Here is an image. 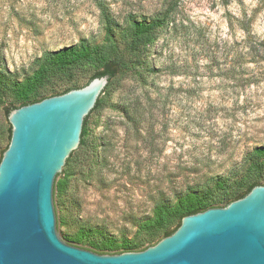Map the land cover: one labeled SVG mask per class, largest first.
Instances as JSON below:
<instances>
[{
	"label": "rangeland",
	"instance_id": "obj_1",
	"mask_svg": "<svg viewBox=\"0 0 264 264\" xmlns=\"http://www.w3.org/2000/svg\"><path fill=\"white\" fill-rule=\"evenodd\" d=\"M107 3L127 57V15L150 20L170 4L175 11L144 67L118 75L105 108L91 116L97 158L71 178L77 207L59 203L64 239L76 235L78 221L118 241L137 239L157 202L175 203L181 193L215 188L225 177L233 183L245 173L246 155L264 145V0ZM81 42L107 43L96 0H0V67L9 78L22 80L45 52ZM94 69L85 65L76 76L85 82ZM14 101L7 89L0 159L10 141L5 109Z\"/></svg>",
	"mask_w": 264,
	"mask_h": 264
},
{
	"label": "water",
	"instance_id": "obj_2",
	"mask_svg": "<svg viewBox=\"0 0 264 264\" xmlns=\"http://www.w3.org/2000/svg\"><path fill=\"white\" fill-rule=\"evenodd\" d=\"M109 75L13 108L0 160V264H264V184L185 215L142 250L100 253L62 238L55 184Z\"/></svg>",
	"mask_w": 264,
	"mask_h": 264
},
{
	"label": "trees",
	"instance_id": "obj_3",
	"mask_svg": "<svg viewBox=\"0 0 264 264\" xmlns=\"http://www.w3.org/2000/svg\"><path fill=\"white\" fill-rule=\"evenodd\" d=\"M96 4L100 21L105 28L106 44L92 46L81 42L45 52L39 58L38 66L33 73L22 80L9 78L7 72L0 67V107L7 89L13 91L15 99V104L5 109L7 116L13 108L64 93L72 88L82 87L96 76L109 75V82L99 96L95 107L85 117L79 147L67 158L63 171L56 180L55 190L58 193L59 203L69 210H74L78 202L76 197L69 195V185L76 167L85 166L90 160L97 158V146L90 138L92 114H97L105 108L118 75L144 67L149 47L175 11V6L170 4L150 20L135 18L132 13L127 15V29L131 35L128 43L131 57H127L119 51L115 41V34L121 28L120 22L112 13L107 0H96ZM85 65L95 69L85 82H81L76 76V71ZM8 132L10 138L11 127L8 128ZM244 163L247 165L244 175L233 183H229L230 177H225L216 182L215 188L203 187L181 193L177 196L175 203L166 199L157 202L153 209V216L140 224L143 235L137 239L118 241L103 234L101 229L89 222L81 221L76 222L78 227L76 235L74 237L67 235L65 239L75 244H87L100 253L145 249L174 232L185 215L213 206H225L232 200L244 196L253 186L264 184V145L256 146L248 153Z\"/></svg>",
	"mask_w": 264,
	"mask_h": 264
}]
</instances>
